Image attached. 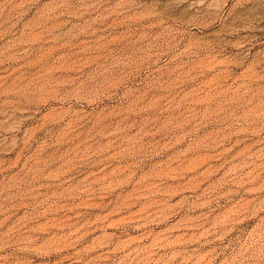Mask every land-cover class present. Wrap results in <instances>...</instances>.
Instances as JSON below:
<instances>
[{
	"label": "rangeland",
	"instance_id": "1",
	"mask_svg": "<svg viewBox=\"0 0 264 264\" xmlns=\"http://www.w3.org/2000/svg\"><path fill=\"white\" fill-rule=\"evenodd\" d=\"M0 264H264V0H0Z\"/></svg>",
	"mask_w": 264,
	"mask_h": 264
}]
</instances>
